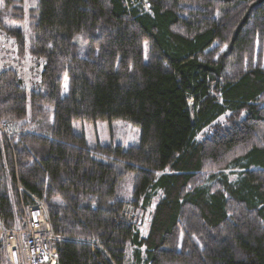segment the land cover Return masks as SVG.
<instances>
[{
  "label": "trees",
  "instance_id": "1",
  "mask_svg": "<svg viewBox=\"0 0 264 264\" xmlns=\"http://www.w3.org/2000/svg\"><path fill=\"white\" fill-rule=\"evenodd\" d=\"M2 1L24 21L23 0ZM146 1L29 8L41 82L0 71V118L31 116L0 139L2 218L12 225L19 181L65 237L59 264H264V0ZM117 119L140 126L137 143L74 130ZM125 204H154L146 233Z\"/></svg>",
  "mask_w": 264,
  "mask_h": 264
},
{
  "label": "rangeland",
  "instance_id": "2",
  "mask_svg": "<svg viewBox=\"0 0 264 264\" xmlns=\"http://www.w3.org/2000/svg\"><path fill=\"white\" fill-rule=\"evenodd\" d=\"M37 0H23V6L25 9V19L23 22H13L10 16V10L5 8V5L2 0H0V71L6 70L8 68L15 69L22 78L25 87L27 90L36 89L40 84L41 80V71L43 61L33 57L28 50L29 47V19H28V10L36 5ZM21 30L26 37L27 43L25 45L24 52L21 53L18 45L17 38L13 36V31ZM78 39H80L78 37ZM28 118L10 122L9 120L4 121L8 122L11 129V134H15L20 131L21 127L25 126L27 122L31 119V116L28 115ZM225 116H222L219 121L225 122ZM26 128V127H25ZM74 130L77 133L83 134L87 142L95 146L98 143L100 144H115L123 145L128 147L130 144L137 143L141 136V128L138 125H135L124 119H117L113 121L109 120H98L96 122H75ZM212 132V127L206 128L198 137V139H203L205 136L210 135ZM0 139L5 141L4 137L0 133ZM13 151V150H12ZM133 182L131 178H128L123 184L122 194L128 200H131L132 191H133ZM13 191H15L13 189ZM1 200V199H0ZM131 203V202H130ZM47 204V202H46ZM132 204V203H131ZM131 204H125L124 212L127 219L137 223L138 226L142 229L143 233H146L147 228L149 227L148 221L151 217L150 211L154 204L150 208L143 212L139 209L132 208ZM48 205V204H47ZM14 209V220H12V225H16V222L19 218L20 211L18 209V203L13 204ZM49 210V206H48ZM50 215V214H49ZM51 219V218H50ZM4 220V219H3ZM4 223L7 227H11L4 220ZM57 234V233H56ZM59 236L65 238L64 236L58 234ZM57 240L56 242H58ZM133 248L130 247L128 250V255L132 253ZM144 257V255H143ZM141 264H144L143 262Z\"/></svg>",
  "mask_w": 264,
  "mask_h": 264
},
{
  "label": "built area",
  "instance_id": "3",
  "mask_svg": "<svg viewBox=\"0 0 264 264\" xmlns=\"http://www.w3.org/2000/svg\"><path fill=\"white\" fill-rule=\"evenodd\" d=\"M126 1L134 4L138 0ZM143 3L147 8L150 6L146 0H143ZM0 133L9 142L10 125L1 118ZM17 192L20 215L16 225H5L0 200V264H59L56 241L60 242L65 238L54 231L48 205L39 196L29 192L19 181Z\"/></svg>",
  "mask_w": 264,
  "mask_h": 264
},
{
  "label": "bare ground",
  "instance_id": "4",
  "mask_svg": "<svg viewBox=\"0 0 264 264\" xmlns=\"http://www.w3.org/2000/svg\"><path fill=\"white\" fill-rule=\"evenodd\" d=\"M124 216H125V212H124ZM126 218V217H125ZM127 219V218H126ZM128 220V219H127Z\"/></svg>",
  "mask_w": 264,
  "mask_h": 264
}]
</instances>
